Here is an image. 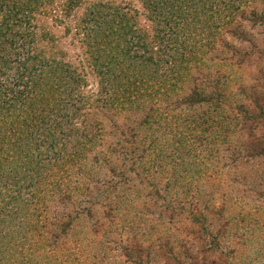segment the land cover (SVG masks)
Instances as JSON below:
<instances>
[{"label":"rangeland","instance_id":"obj_1","mask_svg":"<svg viewBox=\"0 0 264 264\" xmlns=\"http://www.w3.org/2000/svg\"><path fill=\"white\" fill-rule=\"evenodd\" d=\"M16 1L32 2L33 6L30 10H25V14L30 18L29 22L24 23L22 28L32 34V38L37 41L32 44L29 39H26L23 52L29 56L37 55L36 58H40V61L36 63L38 67H44L41 65L52 59L55 63L72 62L78 65L82 58H86L89 43L86 40L87 37L100 39L105 35L108 37L106 44H109L113 38L107 29L114 23L111 18L113 14L122 19L121 26H118L121 29L120 35H123L124 39L130 38L133 33H143L147 36L146 44L152 43L148 47L152 59L144 62L145 52L139 49L141 58L134 59L132 62L135 68L142 69V72L144 69L146 76L141 79L134 78L136 83L129 90L131 98H136L134 103L125 104L128 96L124 94L123 106L119 107L115 114L108 106L102 105L98 108L80 106L74 123L69 124L70 129L82 125L84 135H96L91 150L88 149L85 153L88 167L85 166L82 169V174L88 179L92 192L89 196L76 195L78 200L88 201L83 205L87 207L94 205L90 215L83 214L76 220L69 219V222L62 223V226L57 222H52L53 225H50L42 220L37 223L28 219L11 220L8 223L0 221V264H125L127 258L122 247L133 237H136L137 243L141 244L143 252L141 256H138L139 260L132 264H201L202 258L207 260L213 258V255L207 253L202 256L188 253L196 257L190 259L184 255L177 256L176 252L171 254L161 251V253L158 250V246L165 245L166 241L176 246L175 241L181 238L187 239L185 234L188 232L183 223L187 212L180 218L176 216L177 213H174L173 218L163 212V207L170 199L188 206V201L193 194L210 193L211 186L205 179L196 183L198 191L193 189V182L197 173H201L202 177L206 178L214 172H218L221 181L224 182V185L219 188V196L223 194L227 206H236L238 207L236 210H239L244 205L249 211L255 205L264 207V173H262L264 166L256 165L263 160L255 159L251 162L244 160V165L239 160L233 163L230 153L223 151L225 149L223 144H218L217 152L211 151L209 145L210 140L214 139L218 132L224 134L226 129L236 127L237 122L234 116H231L230 110L238 107L239 104L249 103L238 95V86L244 85L243 93L248 97L250 93H253L251 87L256 85V81L263 76L260 71L264 70V56L259 58V54L264 49L263 29L251 27L246 23L243 25L242 32L245 33L249 42L241 44L234 38L226 37L223 41L231 42L230 50L220 49L219 46L217 49L200 52L202 67H205L204 74L201 68L196 67V71L191 72L190 76L200 78L202 75L201 77L205 79L206 74L210 73L208 79L212 81L220 76L221 72L229 74L227 79L220 80L225 98L221 107L211 109L209 117L213 119L214 126H212L213 131L207 134L210 129L209 124L191 122L202 109H206L205 104H200L201 109L197 106L190 108L179 101L180 98L190 95L196 84L190 80L189 76L184 75L183 81L176 80V85L173 86V82L168 81L169 75L164 74L165 67L161 66H165V63L159 61L167 55L165 54L166 44H161L158 39L151 40L158 30L154 32L156 27L150 21L149 9H145L142 1ZM64 14L66 17L62 18ZM1 17L0 13V21ZM60 18L64 20V23H58ZM124 31L126 34H123ZM8 40V37L0 36L3 51L7 52V54L5 52L0 54V79L3 80L10 79L14 75L18 66L12 62L17 57V53H22V50L15 48H12L11 52V44ZM28 47L32 49L29 50ZM129 48L136 49L131 46ZM238 49L253 53V56L240 66L230 61L231 51ZM77 55H80L79 58L76 57ZM5 58L12 59V62L4 63ZM126 62L129 63L128 60ZM154 62L156 65H153ZM233 62L237 63V60L233 58ZM84 66L87 72V85L82 86L80 90L85 94L88 91H97L98 78L90 69H86L87 65ZM115 75L127 79L128 84L132 82L130 72L120 74L119 71L118 74L116 71L112 73L113 77L109 82H117ZM209 86L208 81L203 85V96H212V89ZM198 89L196 93L201 94L199 86ZM155 95L166 98L159 101V113L152 119L147 118L148 107L140 105L139 101H150ZM171 103L173 104L170 109L164 111V108ZM73 111L75 107L72 109V114ZM169 123L175 125L173 133L170 132ZM126 130H133L136 135L134 163L129 160L123 161L120 156V147L116 146L120 135ZM216 130L217 133H215ZM237 130L236 128L230 138L238 136ZM259 130L256 131L257 134ZM82 135H77L75 139L83 140L84 135ZM241 141L243 143L244 139L241 138ZM108 167L114 168L115 176L121 173L120 171L124 172L128 177L126 184L122 183L113 187L117 178L110 175L107 171ZM15 178L13 177L12 180L16 181ZM110 178L115 179L114 183L105 187L97 185V182ZM153 187L158 190H153ZM159 190L163 196L159 195ZM28 191L29 189L23 190L22 195ZM154 191L158 194L155 195ZM109 205L115 207L113 211L117 218L115 225L110 224ZM49 206L50 213L63 214L68 211L63 205L49 203ZM136 214L138 215L135 219ZM260 217L256 216L254 222L245 225L248 228L244 235L249 241L247 246L239 248L238 258L233 264H264V225ZM138 218L141 219L140 222ZM131 219L134 220L131 221ZM175 224L179 226L175 227ZM64 226L66 231L63 233L61 228ZM225 246L224 243L220 245L219 253L226 254ZM137 255L138 252L133 251L130 257L134 261Z\"/></svg>","mask_w":264,"mask_h":264},{"label":"trees","instance_id":"obj_2","mask_svg":"<svg viewBox=\"0 0 264 264\" xmlns=\"http://www.w3.org/2000/svg\"><path fill=\"white\" fill-rule=\"evenodd\" d=\"M140 1L145 5V9H149L150 21L156 27L154 32L156 33L158 30L156 36L151 40L158 39L161 44H166L165 54L167 53V55L159 61L165 63V66L161 64L162 68L165 67L164 74L169 75L168 81L173 82V86L176 85V80L183 81L185 76H189L190 80L196 84L190 95L180 98L179 101L190 108L197 106L201 109L200 104H205L206 109H202L191 122L209 124L210 129L207 134H210L213 131L214 121L209 117V113L211 109L221 107L225 95L220 80L227 79L229 74L221 72L220 76L210 81L208 79L210 73L206 74L205 79L201 77L202 75L200 78H193L190 73L195 72L196 67H199L204 74L205 67H202V58L199 57L202 50H213L219 46L220 49L230 50L231 42L223 41L226 37L234 38L241 44L249 42L245 33L242 32L244 24L261 27L264 33V0ZM32 6L31 1L21 3L16 0H0V13L2 14L0 36L9 38L11 52L12 48L22 50V53H17V59L15 58L14 62L12 59L5 58L4 60V63L5 61L16 63L18 67L15 69L14 75L10 79H0V185H2L0 221L8 223L11 220L28 219L37 223L42 220L50 225H53L52 222H57L62 226V223H68L69 219L76 220L83 214L90 215L94 208L92 204L89 207L83 205L88 201L78 200L76 195L89 196L92 192L88 179L82 174V169L85 166L88 167L85 153L88 149L91 150L96 135H84L82 125L70 129L69 124L74 123L80 106L93 108L102 105L108 106L113 109L115 114L119 107L123 106L124 94L128 96L125 104L134 103L136 98H131L129 92L132 85L136 83L134 78L140 77L141 79L146 76L144 69L142 72V69L135 68L132 62L134 59L141 58L139 49H143L145 52L144 62L150 61L152 57L148 47L152 43L146 44L147 36L143 33H133L130 38L124 39L123 35H120L121 29L119 28L122 19L113 14L111 18L114 23L107 29L113 40L106 44L108 37L105 35L100 39L87 37L88 51L86 58L81 59V62L85 60L84 63L79 61L78 65L72 62L60 64L59 62L55 63V60L52 59L41 65L44 67H38L36 63L40 61V58L37 59L35 54L29 56L23 52V44L26 39H29L32 44L37 41L32 38V34L22 28L24 23H28L30 19L25 14V10L29 11ZM1 9L6 11L3 12ZM63 17L65 18L66 15L64 14ZM63 21L60 18L58 23L62 24ZM123 34H126V31ZM129 46L136 49L130 50ZM1 52L7 54L6 51H3L0 42V54H2ZM79 56L76 57L79 58ZM230 56L232 64L240 66L247 62L253 53L238 49L232 50ZM262 56H264V49L259 54V58ZM233 58L237 60V63L233 62ZM227 61L229 60L227 59ZM84 65H87L86 69H90L98 78L97 91H88L87 94L80 90L82 86L87 85V72ZM153 65H156L155 62ZM113 66L114 68H112ZM115 71L117 74L118 71L120 74L130 72L132 74L131 84H128L127 79L117 77L118 75H115L116 83L109 82ZM260 73L263 76L256 81V85L251 87L253 93H250V96L247 97L243 93L244 85L238 86V95H241L243 100L249 103L247 105L239 104L238 107L230 110L231 116H234V120L237 122L236 127L230 130L226 129L224 134L217 133L216 130L217 135L210 140L209 145L211 151H216L218 144H223L225 147L223 151L227 154L230 153L233 163L239 160L244 165V160L251 162L255 159H262L263 161L256 165L263 167L264 70H261ZM207 81L210 82L209 88L212 89L210 97L202 95L203 85ZM199 82L200 84H198ZM198 86L201 89V94L196 93L199 90ZM162 98L166 97L155 95L150 101H139L140 105L148 107L147 118L151 117L152 119L159 113V101L165 100ZM172 104L167 105L164 111L170 109ZM74 107L75 111L72 114ZM174 127L175 125L169 123L171 133H173ZM215 128L217 129L216 126ZM236 128L238 136L230 138ZM257 130H259V134L256 133ZM81 134L84 135H82L83 140L75 139L77 135ZM135 136L133 130H126L116 143V146L120 147V156L123 161L133 162L136 159L134 155ZM241 138L244 139L243 143ZM236 167L238 166L236 165ZM107 171L110 172V175L115 176L113 167H108ZM120 172L115 176L117 182L113 187L122 183L126 184L128 181L125 173ZM262 173H264V169H262ZM17 176L19 177L15 178ZM13 177L17 180L13 181ZM204 179L211 186V192L204 195L193 194L188 201V206H183L182 203L173 201V199L167 200L163 207L165 214L174 218V213H177L176 216L180 218L183 213L187 212V217L183 222L186 225L185 228L188 229L185 234L187 239L181 238V240L175 241L177 242L176 246L171 245L170 241H166L165 245L158 246V250L171 254L176 252L177 256L184 255L190 259L196 257L188 255V253H195L197 256L207 253L214 257L209 260L202 258L201 264H233L238 258L239 248L247 246L249 241L248 237L244 235L248 228L245 225L254 222L256 216H261V222L264 225V207L255 205L249 211L248 207L244 205L239 210H236L238 208L236 206H227L223 194L219 196V188L224 185V182L221 181L218 172L207 175L206 178H203L201 173H197L193 189L198 191L196 183L202 182ZM114 181L115 179L111 178L104 179L97 182V185L105 187ZM175 182L179 184V182ZM27 189L29 191L22 195V191ZM153 190L158 189L153 187ZM160 192L159 190V195H161ZM154 194L156 195L158 192L154 191ZM49 203L63 205L68 211L63 214L50 213ZM114 208L113 205H109L108 214L111 225L117 223L116 215L113 212ZM137 215L134 217L135 219ZM133 220L131 219V221ZM137 220L140 222L141 219ZM177 226L179 225L175 224V227ZM177 229L179 230V228ZM61 231L64 233L66 226L62 227ZM136 240V237H133L128 244L122 247L127 258L125 264L135 263L143 252L141 244ZM26 242H28L27 238ZM223 243L226 244V254L218 251ZM133 251L138 252L134 261L130 257Z\"/></svg>","mask_w":264,"mask_h":264}]
</instances>
